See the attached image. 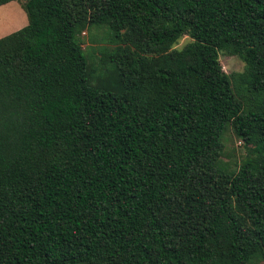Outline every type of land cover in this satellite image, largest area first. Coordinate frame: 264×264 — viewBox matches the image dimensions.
<instances>
[{
  "label": "trees",
  "instance_id": "1",
  "mask_svg": "<svg viewBox=\"0 0 264 264\" xmlns=\"http://www.w3.org/2000/svg\"><path fill=\"white\" fill-rule=\"evenodd\" d=\"M11 2L0 264H264V0ZM88 26L113 45L98 67ZM228 127L250 146L229 171Z\"/></svg>",
  "mask_w": 264,
  "mask_h": 264
},
{
  "label": "rangeland",
  "instance_id": "2",
  "mask_svg": "<svg viewBox=\"0 0 264 264\" xmlns=\"http://www.w3.org/2000/svg\"><path fill=\"white\" fill-rule=\"evenodd\" d=\"M28 24V15L20 2L0 7V39L22 30ZM78 39L83 44L90 65L99 63L103 48L113 46L105 27L88 26L79 32ZM189 42H191L190 37H184L176 48L182 49ZM219 57L222 68L228 75L244 72L245 63L238 56L232 55L228 51H220ZM103 73V70H99L97 76ZM248 147H250L249 143L239 139L232 128L228 127L224 134L223 168L229 171L231 168L239 167L247 156Z\"/></svg>",
  "mask_w": 264,
  "mask_h": 264
},
{
  "label": "crops",
  "instance_id": "3",
  "mask_svg": "<svg viewBox=\"0 0 264 264\" xmlns=\"http://www.w3.org/2000/svg\"><path fill=\"white\" fill-rule=\"evenodd\" d=\"M11 3H13V2H11ZM10 4V3H9ZM9 4H7V5H9ZM7 5H4V6H7ZM1 7H3V6H1Z\"/></svg>",
  "mask_w": 264,
  "mask_h": 264
}]
</instances>
